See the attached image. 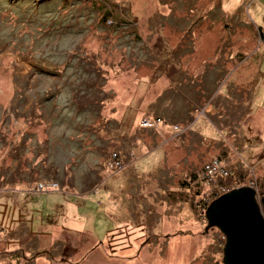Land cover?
<instances>
[{"label": "rangeland", "instance_id": "rangeland-1", "mask_svg": "<svg viewBox=\"0 0 264 264\" xmlns=\"http://www.w3.org/2000/svg\"><path fill=\"white\" fill-rule=\"evenodd\" d=\"M253 20L264 0H0V264H222L181 183L220 157L264 190Z\"/></svg>", "mask_w": 264, "mask_h": 264}, {"label": "water", "instance_id": "water-1", "mask_svg": "<svg viewBox=\"0 0 264 264\" xmlns=\"http://www.w3.org/2000/svg\"><path fill=\"white\" fill-rule=\"evenodd\" d=\"M256 188L233 187L213 198L204 210V230L217 228L224 237L222 264H264V217Z\"/></svg>", "mask_w": 264, "mask_h": 264}, {"label": "trees", "instance_id": "trees-1", "mask_svg": "<svg viewBox=\"0 0 264 264\" xmlns=\"http://www.w3.org/2000/svg\"><path fill=\"white\" fill-rule=\"evenodd\" d=\"M258 31H259L258 35L262 38L261 42H263L264 41V37H263L262 33H264V27L259 26V30ZM145 118H147V117H141L137 121V125L139 123H141L140 120H143ZM148 119H150V117H148ZM218 160H220V163H221L219 171L215 174L216 177H218V178H215V177L213 178V176H212V178L208 180L207 177H205L202 174L203 173V171H202L203 167H201L200 170H198L197 172H195V171L193 172L192 171L191 173H189L186 176L184 182L181 183L182 186L185 187V188H188V189L193 188V189H195V192H198L199 191L198 189H200L202 185L208 186V190L205 193L207 195H209L211 198H214L215 196L218 195L217 190L221 189V191H222L223 188L229 189L230 187H233V186L228 187L222 181L225 178H230L231 177L230 175H232V174L230 173L231 171L229 170L225 159L218 157ZM222 160H224L225 162H223ZM258 202H259V205L261 206V208L264 210V190H262V189L259 190V193H258ZM204 208H206V205L203 207V209Z\"/></svg>", "mask_w": 264, "mask_h": 264}, {"label": "built area", "instance_id": "built-area-1", "mask_svg": "<svg viewBox=\"0 0 264 264\" xmlns=\"http://www.w3.org/2000/svg\"><path fill=\"white\" fill-rule=\"evenodd\" d=\"M262 34L264 36V33ZM220 165H221L220 161L215 158L213 161H210L204 165L202 174L206 176L207 179L209 180L212 178V176H214L219 171ZM224 190H228V189L223 188L222 191Z\"/></svg>", "mask_w": 264, "mask_h": 264}, {"label": "crops", "instance_id": "crops-1", "mask_svg": "<svg viewBox=\"0 0 264 264\" xmlns=\"http://www.w3.org/2000/svg\"><path fill=\"white\" fill-rule=\"evenodd\" d=\"M254 21V23L256 24V25H261V23L259 22V20H253ZM262 26V25H261ZM263 27V26H262Z\"/></svg>", "mask_w": 264, "mask_h": 264}]
</instances>
